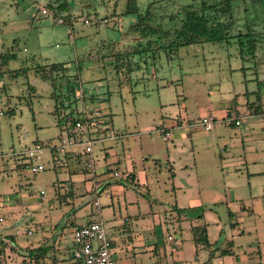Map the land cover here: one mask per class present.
I'll list each match as a JSON object with an SVG mask.
<instances>
[{
  "label": "rangeland",
  "instance_id": "1",
  "mask_svg": "<svg viewBox=\"0 0 264 264\" xmlns=\"http://www.w3.org/2000/svg\"><path fill=\"white\" fill-rule=\"evenodd\" d=\"M54 1L0 0V54H15L0 74V236L34 243L41 233L38 222L61 224L70 209L78 222L98 218L107 234L111 220L123 222L137 212L173 218L174 192L193 193L200 203L185 209L187 216L205 218L212 236L223 229L236 254L254 257L259 247L264 261V118L240 125L221 120L227 108L242 107L263 90L257 80L264 86V41L254 54L234 37L181 45L171 53L165 47L147 49L133 25L177 26L184 8L200 11L202 0H135L138 10L131 14L125 13L128 0H67L60 15L69 22L62 23L40 12ZM205 1L210 34L264 31V0ZM50 62L69 68L43 79L37 69ZM53 91L65 103L59 114L97 110L111 120L89 129L91 154L79 150V160L61 153L54 159L46 149L45 168L33 173L16 163L36 140L56 141ZM203 114L218 119L210 130L192 125ZM177 118L185 121L182 129ZM157 124L171 128L168 140ZM90 157L99 179L110 182L96 195L100 209L92 202ZM131 169L143 189L138 207L125 202L136 195L135 187L124 184ZM72 174L86 178L72 184L66 180ZM228 210L241 216L234 226L237 219ZM21 215L26 219L16 225ZM28 227L33 233L27 234ZM19 259L8 263L29 264Z\"/></svg>",
  "mask_w": 264,
  "mask_h": 264
},
{
  "label": "crops",
  "instance_id": "2",
  "mask_svg": "<svg viewBox=\"0 0 264 264\" xmlns=\"http://www.w3.org/2000/svg\"><path fill=\"white\" fill-rule=\"evenodd\" d=\"M257 91H254V99L246 100L242 107L233 105L227 108L223 116L224 118L221 120L226 121L225 117L227 111L231 107L236 108L246 116L240 124L246 121L250 123L259 117L264 118V94L258 99L256 96ZM245 93L248 92L246 91ZM238 96L239 93L234 94L233 99H237ZM253 108H257L258 110L252 113ZM105 120L110 121L111 117ZM217 120L218 119H215V121ZM184 122L182 118H177L175 121L179 129L185 126ZM192 125L198 126L194 122ZM155 129L162 134L164 140H168L171 137V128L157 124ZM79 150H82L80 146L77 147L74 153L72 152L68 158L79 160L82 154ZM114 169L119 170L118 168ZM131 170L132 171L127 174L126 178H124V184L135 187L136 195L134 194L135 196L125 202L138 207L140 199L143 197V195L139 197V192L142 193L143 189L136 173L133 172V169ZM91 171L92 170H90V172ZM104 171L105 170L102 172ZM108 171L109 169L106 170V172ZM113 173L114 171L112 172L113 177L122 178V176H115ZM138 173L143 177V171H139ZM98 175L99 174H97L94 169L90 175L92 192L95 194V198H93L92 202L97 209L100 205L96 195L105 190L110 184V182L106 181L103 177L99 179ZM85 178V176L80 174H72L69 175L66 180L73 184L76 181H83ZM56 186H58V184H56ZM174 189L175 187L172 186L171 191H174ZM68 193L70 194V192ZM184 195L183 193L182 197L180 194L177 195V193L174 192L175 199L174 202L170 204V209L174 213L173 218L165 215L153 217L137 212L131 216H125L123 222L117 221V219L110 221L111 226H109L107 230V235L111 240L112 253L117 264H264L259 247L254 250V252L257 253L255 256L258 262L256 263V261L252 259L253 256L251 257L249 254L241 256L239 253H235L232 240L227 235L222 237L223 229L220 228L218 234L212 236L209 230V223L207 224V222H205V218L203 219L199 216L200 218L195 220L187 216L185 209H190L191 206L200 203L201 198L193 193L187 196ZM71 210L73 209L67 212V216L61 218L64 220L61 224L57 222L51 223L50 220H48V226L46 227L47 223L38 222L37 226L40 228L41 233L34 239V243L20 245L13 234L1 235L0 240H3L4 244L0 245V247L2 246L3 248V254H0V262L5 261L4 264H9L8 258L9 260L12 258L15 263L20 257L22 260L19 259L21 260L19 262L26 261L29 264H82V258L73 239V225L99 219L90 216L85 221L78 222L75 214H70ZM228 215L236 217L237 219L233 222L235 224H230L231 226L236 225L238 221L241 220V216H238L239 214L237 211L228 210ZM25 219L26 217L21 215L16 218L15 224L19 225L21 222L25 221ZM215 222V220L212 221V223ZM148 223H151L150 226H148ZM202 228L206 230V237L209 243H211V249H215L212 258H209L210 248L206 247L202 240L198 239ZM28 230H30V232H28ZM31 233H33V229L32 227H28L27 234ZM169 235L171 238H168ZM37 247H41L43 250H35L36 255L34 254V256L32 252H30V249H35ZM222 250L226 252L222 253ZM255 256L253 258H255Z\"/></svg>",
  "mask_w": 264,
  "mask_h": 264
},
{
  "label": "trees",
  "instance_id": "3",
  "mask_svg": "<svg viewBox=\"0 0 264 264\" xmlns=\"http://www.w3.org/2000/svg\"><path fill=\"white\" fill-rule=\"evenodd\" d=\"M200 11H198L195 8H192V6H187L184 12V16L181 19V22L177 26H172L171 28H167L164 30L158 29V27H140V23H136L133 25V28L140 29L142 32V36L146 38L145 41V48H160L165 47L168 49V51L171 53L174 51V49H177L181 45H188L192 43H198V42H204L209 39H222L225 37H234L238 41L239 45L241 46L243 43L248 46V49L252 54L256 52V49L259 45H261L262 41H264V31H247L242 32L239 30L237 33L234 34H226V35H219L216 37L215 34H210V29L208 26V19L205 15V12L203 11L210 5L205 1H201L200 5ZM48 7V8H47ZM48 14L51 13L53 17L57 19V17H63L60 15V12L62 10H65L68 8L67 0H55L54 2L47 4ZM138 10L137 4L135 0H128L125 7V13L131 14ZM59 14V15H57ZM64 19V18H63ZM57 21V20H56ZM68 21L69 19H64V22ZM58 22V21H57ZM160 30V33H157L156 31ZM139 31V30H138ZM15 54L13 52H3L0 54V74L2 73V65L7 62L10 58L14 57ZM69 68L67 63L65 62H50L45 65L40 66L37 71L40 72L41 77L43 79H52L54 75H59L60 73H63ZM21 72L20 69L13 70L12 74H18ZM259 87H262L263 90H258L256 92V96L258 99L261 98V95L264 94V86L261 81L258 80ZM69 92H74V87L69 86ZM52 95L54 96L56 102H55V108L53 112L58 113V126L60 127L59 133L56 135V141L54 142V139H48L47 141H38L35 142L40 143L43 146L49 147V152L51 155L55 158L58 157L59 152L57 148V141L62 138L63 132L67 131V133H70L75 115L71 113H66L64 115L59 114L60 108H62L65 103L62 99L61 93H56L55 91L52 92ZM258 110L257 108L252 109V113L256 112ZM99 124L106 123L107 121L103 119L100 115L96 118ZM233 125H237L234 122H230ZM73 151L70 150L64 153V156H69ZM231 215V213H230ZM198 239L202 240L204 245L208 248H210L209 251V258H212L215 252V249H211V243L207 240L206 237V230L205 228L201 229V232L199 233ZM4 241L0 240V245H3ZM2 246L0 247V250L2 251ZM35 250H43L41 247H37L35 249H30V252H32V255L35 254ZM222 253H225V250L221 251ZM36 255V254H35ZM34 255V256H35Z\"/></svg>",
  "mask_w": 264,
  "mask_h": 264
},
{
  "label": "built area",
  "instance_id": "4",
  "mask_svg": "<svg viewBox=\"0 0 264 264\" xmlns=\"http://www.w3.org/2000/svg\"><path fill=\"white\" fill-rule=\"evenodd\" d=\"M40 12L48 14V9L46 7H41ZM56 20L60 23L64 22L62 17H57ZM103 20L105 21L106 19ZM83 21L89 23L90 19L85 18ZM69 35L71 36V34ZM78 113L79 114L75 116L70 133L64 131L62 138L56 143L58 152L63 155L65 152L75 150L79 146L84 153L91 154L92 152L93 140L90 138V132L88 131L89 129L95 130L99 125L96 119L99 116V112L96 110L93 113H87L83 109ZM225 118L229 122H234L238 125L246 118V116L241 111L231 107L228 109ZM215 119L216 118L211 114H203L199 116L194 123L209 130L213 127ZM46 149H49V147L34 142L26 149L24 158L21 161L18 160L16 164H23L33 173L43 170L45 166L41 162V157ZM87 166L93 171L94 165L91 157ZM113 174L115 176H121L117 171H114ZM43 193L44 191L41 190L40 194L42 198ZM28 232H30V230H28ZM72 234L74 243L76 244L77 250L82 258V264H117L112 253L111 240L106 234L100 220H92L83 224H74ZM168 238H171V236L169 235Z\"/></svg>",
  "mask_w": 264,
  "mask_h": 264
}]
</instances>
